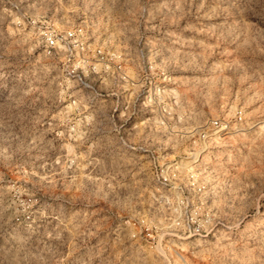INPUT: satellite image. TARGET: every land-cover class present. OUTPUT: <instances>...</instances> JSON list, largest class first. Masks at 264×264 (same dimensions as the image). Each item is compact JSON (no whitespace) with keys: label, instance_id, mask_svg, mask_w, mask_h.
<instances>
[{"label":"rangeland","instance_id":"rangeland-1","mask_svg":"<svg viewBox=\"0 0 264 264\" xmlns=\"http://www.w3.org/2000/svg\"><path fill=\"white\" fill-rule=\"evenodd\" d=\"M215 7L0 0V224L11 235L32 224L33 240L55 237L63 220L92 244L110 238L105 264H264V80L197 23ZM79 26L85 50L48 53L44 33ZM215 120L231 129L212 136Z\"/></svg>","mask_w":264,"mask_h":264},{"label":"clouds","instance_id":"clouds-1","mask_svg":"<svg viewBox=\"0 0 264 264\" xmlns=\"http://www.w3.org/2000/svg\"><path fill=\"white\" fill-rule=\"evenodd\" d=\"M212 3L216 6L212 13L215 19L199 20L197 23L207 26L209 31L218 32L217 42L222 46L221 50L231 48L253 76L258 75L264 80V0H212ZM48 179L42 177V180ZM61 223L64 227L59 228L55 237L52 232L45 230L46 234L40 233L35 240L33 235L39 228L33 229L32 224L27 225L28 235H11L0 224V238L5 240L0 245V264H42L40 254L50 247V239L57 242L55 247L59 256L47 264H105L109 260L112 255L109 251L110 238L99 237L92 244L88 236L89 229L81 232L75 224L69 229L63 220ZM66 230L70 234L65 235ZM69 249L71 259L64 254Z\"/></svg>","mask_w":264,"mask_h":264},{"label":"built area","instance_id":"built-area-1","mask_svg":"<svg viewBox=\"0 0 264 264\" xmlns=\"http://www.w3.org/2000/svg\"><path fill=\"white\" fill-rule=\"evenodd\" d=\"M45 47L49 54L56 52L57 50L63 49L65 51H71L81 49L82 51L86 48L87 43V33L82 26L75 27L66 31L53 30L44 33ZM96 57H99L100 60L104 61L106 55L102 49L95 50ZM114 57H116L114 55ZM116 72L120 79L127 81L129 79L127 71L123 64H118L116 66ZM73 74H76L75 71ZM77 76V75H76ZM78 79L82 82V85L89 87V83L86 80H83L81 75H78ZM237 120L242 122L243 117L241 113L237 116ZM213 133L212 136L223 135L231 129V125L227 121L215 120L211 123ZM210 136V137H212ZM204 138H208V135L205 134ZM163 182L168 183V179L163 177Z\"/></svg>","mask_w":264,"mask_h":264}]
</instances>
